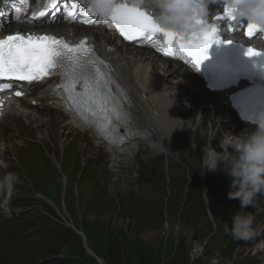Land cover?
Segmentation results:
<instances>
[{
	"label": "rangeland",
	"instance_id": "rangeland-1",
	"mask_svg": "<svg viewBox=\"0 0 264 264\" xmlns=\"http://www.w3.org/2000/svg\"><path fill=\"white\" fill-rule=\"evenodd\" d=\"M57 124H59V128H53V130L49 129L50 138L48 142H50L52 148H48L47 160H50L49 155H51L53 151L56 158L59 159V162L63 158V167L66 169L67 165L73 160V155L75 154V167L79 156L76 154L75 148L69 149L70 151L68 150L64 156L61 154L64 134L61 133L62 123L57 121ZM178 138L180 140L176 144L174 150L168 154V158L161 157L154 159L151 163H146L145 166H142L139 170L140 163H134L136 165L135 169L130 168L120 173L123 176L122 180H119L118 175L115 174L114 169L109 166L107 161H104V163H100V161H96V163L89 162L87 170L92 172L91 179L94 180L92 184L98 185L99 203L104 209L102 213H99L98 209H93L87 213L90 221H95L97 219L94 224L95 226H93V224L86 225L88 226V230L92 231L90 237L93 238V240L90 241V245L98 254L102 256L108 254L114 264H127V262L141 264L145 259L151 260L148 264H152L163 258H168L169 254H167V252L169 250L173 251L174 248H170L166 245L165 239L170 240L174 238L176 240L184 236L188 241L187 246L184 248V254L189 256L193 261L199 259L202 262L201 264H230V261L225 257L221 258L220 255L215 252H207V249L204 248V242L196 239L190 227L185 230L181 225L178 226L175 215V213H179L178 208L173 209L174 213L170 212V214H172L171 218L168 217L167 219L162 217L163 211L161 206L166 210V203L170 204V200L175 194L180 192L179 190L182 188L184 182L187 181L188 177L198 171V163L197 160L194 159L197 151L193 152L192 149H190L185 138ZM46 145H49V143H46ZM57 148H59V150H57ZM29 149L22 152H6L4 163H8V166L14 171L16 168H23L24 165L27 174L33 176L28 163H36L39 158H37V155L28 154L27 152ZM81 156H84L83 153H81ZM85 157L88 156L85 155ZM167 159L169 160V168L164 171L163 175H160L159 167L163 165V162ZM40 167L46 175L45 185L42 184L44 177H41L38 183L44 186L47 196L57 202V193L59 197L62 186L61 177L54 166H52V171H49V176L46 171L47 163H40ZM74 167L70 173L72 182L75 177ZM1 172L4 171L1 170ZM17 172L19 171L17 170ZM137 172L146 175L144 182L136 177ZM85 174L88 175V173ZM17 176L20 178V183L17 185L16 191L12 196V205L18 206L21 209L17 214H6V220L8 229L11 232L16 231L18 234L23 233L27 235L28 232L32 233L35 231L37 223H39V226H46V222H44L46 217L42 210L49 213L52 217H55V215L50 207L46 208L42 206V208L40 206L41 204L43 205L42 201L36 198L30 200H25L23 198L24 195H27L31 187H35V190L38 191L37 184L26 181L20 175ZM34 181L36 182V179H34ZM162 182L165 184V193L161 188ZM84 184L89 188L92 187L88 179L85 180ZM203 186L208 192L215 193L217 190V184L215 182L205 181ZM79 191L82 196L80 208L82 209L84 206L89 207L84 204L88 196H83L85 193L82 186H80ZM71 192L70 190V193ZM70 193L66 199V207L65 205L62 207L68 217H70V215L72 216L70 218H72L76 226L79 224L76 213L77 205L75 204L74 196ZM168 194H170L171 197L163 202L164 195L167 196ZM201 194V190H191L188 187L184 190L182 198L181 195L178 194L174 199L176 202L179 200V205H177L179 208L181 206L186 207V205H190L191 210L193 209L194 212L198 214L200 205L202 204ZM91 203L92 202L89 204ZM63 211L61 210V213H63ZM93 229L97 232L96 234H98V232H103L102 237L96 234L94 235L95 232ZM70 233L71 234L67 235L69 245L77 246L80 237L78 235L79 238L74 237L72 235V233H74L73 231ZM43 235L44 233H42L41 230H37V237ZM168 235L169 237H167ZM9 240L13 243L9 251H7L9 258L6 260L5 264H24L25 257L28 255L27 248L30 247L29 238L25 237V239L20 238L13 241V239L9 237ZM35 240L36 239L33 238V242H35ZM51 244L55 245L57 248V257L59 255L64 257L68 246L58 239H53ZM31 252L34 260L39 258L37 249L32 248ZM86 254L83 260L89 262L87 256L89 254ZM81 255L82 253H77L75 258L80 259ZM260 260H264V256H261L259 259L247 256L241 260H237L235 264H250ZM90 264H94L92 259L90 260ZM110 264L113 263L110 262ZM160 264L163 263L161 262Z\"/></svg>",
	"mask_w": 264,
	"mask_h": 264
},
{
	"label": "snow or ice",
	"instance_id": "snow-or-ice-1",
	"mask_svg": "<svg viewBox=\"0 0 264 264\" xmlns=\"http://www.w3.org/2000/svg\"><path fill=\"white\" fill-rule=\"evenodd\" d=\"M52 3L54 4L55 0H52ZM72 7L75 8V4ZM223 12V16H216L215 19L227 21L229 31H232L234 27H244L249 38L264 34V29L259 26L250 23L246 26L241 24L232 10L227 7L223 8ZM83 14L85 17L94 15L90 5ZM33 15L44 17L46 12L39 11ZM69 15L71 16V13ZM72 18L75 19V17ZM109 19L119 34L128 41L162 36L164 43L168 45L164 52L165 55L172 56L174 49H178L182 54L191 58L197 70L208 59V49L212 43H221L219 29L215 25L209 24L192 39L185 40L175 33L161 30L150 15L126 3H121L114 8ZM82 22L90 23L87 19ZM223 42L226 45L233 44L232 40ZM245 55L262 57L264 53L248 47ZM102 63L95 58L93 49L87 46L86 40L71 45L54 35L16 33L0 39V90L12 87V84L7 81H23L31 84L47 76L60 75L62 77L60 86L65 88L68 98L76 109L91 113L93 117L99 110L107 119L109 116L105 98L107 77L100 67L95 66ZM77 85H80L82 89L79 93L76 92ZM15 95L20 96L21 93L17 91Z\"/></svg>",
	"mask_w": 264,
	"mask_h": 264
},
{
	"label": "clouds",
	"instance_id": "clouds-1",
	"mask_svg": "<svg viewBox=\"0 0 264 264\" xmlns=\"http://www.w3.org/2000/svg\"><path fill=\"white\" fill-rule=\"evenodd\" d=\"M130 7L138 8L151 16L154 23L163 31L175 33L189 40L207 28L209 23V5H220L232 10L237 21L264 29V0H128ZM121 0H89L91 10L101 18H109ZM264 59V57H261ZM254 131H242L237 135L223 133L218 145L222 151L213 147L210 136L201 146V172H224L231 178L228 199L240 201V210L231 216V226L219 220L223 231L235 241H254L264 234V226L256 221L252 212L244 211L247 207L255 208L256 198L264 195V111L255 118ZM220 129H218L219 131ZM217 131V132H218ZM197 148L195 142L190 149ZM6 167V166H5ZM20 178L11 171L0 172V212L12 213V196ZM207 200L206 194L203 195Z\"/></svg>",
	"mask_w": 264,
	"mask_h": 264
},
{
	"label": "bare ground",
	"instance_id": "bare-ground-1",
	"mask_svg": "<svg viewBox=\"0 0 264 264\" xmlns=\"http://www.w3.org/2000/svg\"><path fill=\"white\" fill-rule=\"evenodd\" d=\"M71 27L74 28V25H72ZM98 47H99V49L104 50V48H103V46H102L101 43L98 45ZM123 51H124V52H127V50H123ZM135 78L138 80V78H137L136 76H135ZM125 80H126V79H125ZM126 81L129 82V83L132 85L133 88L139 89V88H138L139 86H138V82H137V81H133V80H126ZM47 93H48V92H46V93L44 94L45 97H48ZM42 94H43V91H39V92L36 94V96L33 97L32 99H33V100H37L38 102H43V101H45L46 99H45L44 96H42ZM29 101H30V100H27L28 103H29ZM143 107H144L145 112H144L143 110L140 111V112L137 111V116H138V117H141V118H143V117H148V118L153 119L151 113H152V111H153L154 109H156L155 106L152 105V104H145V105H143ZM230 119L232 120V118H230ZM232 121H233V120H232ZM137 122H138V123H141V120L137 119ZM144 123H145V125L147 126V128H149L151 131H153L157 136H158V135H161V136H159V137L163 139L164 145H168L169 137H167V136L162 137V134H160V133H159V130L157 129V128H159L158 125L153 126V125H149V124H147L146 122H144ZM39 125H40V126H41V125H45V123H44L43 121H39ZM116 160H117V158H116L114 161H116ZM114 170H115V169H114ZM161 207H162V206H161ZM26 209H27V208H26ZM161 209H162V208H161ZM18 221H19V220H18ZM85 245H86V241H85ZM90 253H92V252H90ZM90 253H89V254H90Z\"/></svg>",
	"mask_w": 264,
	"mask_h": 264
},
{
	"label": "trees",
	"instance_id": "trees-1",
	"mask_svg": "<svg viewBox=\"0 0 264 264\" xmlns=\"http://www.w3.org/2000/svg\"><path fill=\"white\" fill-rule=\"evenodd\" d=\"M69 253L70 254H74L75 253V248L74 247H69ZM145 253V252H144ZM106 258L111 261L113 264L114 262L112 261V259L110 258V256L108 254H105ZM105 258V259H106ZM149 262H151V260L149 261L148 259H145L141 264H148ZM160 262V260L156 261L155 263H152V264H158ZM108 263V262H107ZM63 264H82L80 261H77V260H74L72 258H69L67 260H65L63 262ZM127 264H133V263H128ZM151 264V263H150ZM173 264H178L175 260H174V263Z\"/></svg>",
	"mask_w": 264,
	"mask_h": 264
}]
</instances>
